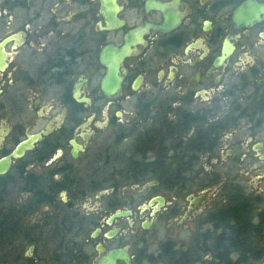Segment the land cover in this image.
Segmentation results:
<instances>
[{
  "label": "flooded vegetation",
  "instance_id": "obj_1",
  "mask_svg": "<svg viewBox=\"0 0 264 264\" xmlns=\"http://www.w3.org/2000/svg\"><path fill=\"white\" fill-rule=\"evenodd\" d=\"M33 137L0 264H264V0H0V159Z\"/></svg>",
  "mask_w": 264,
  "mask_h": 264
},
{
  "label": "water",
  "instance_id": "obj_2",
  "mask_svg": "<svg viewBox=\"0 0 264 264\" xmlns=\"http://www.w3.org/2000/svg\"><path fill=\"white\" fill-rule=\"evenodd\" d=\"M118 61L114 60L111 56V59L108 60V57L105 58V66L107 69L106 77L104 79V83L100 84V91L101 93L107 97H115L120 94L121 91V78L117 76V71L114 67H117ZM37 137H33L32 140H28L24 143H21L17 146V148L11 153L10 156L4 157L0 159V175L5 174L11 164V159H16L22 156L24 151L26 149H30L32 147V142L35 140ZM129 214V212H124V211H116L110 219L116 218V217H121ZM113 264V263H112ZM126 264H128L126 262Z\"/></svg>",
  "mask_w": 264,
  "mask_h": 264
},
{
  "label": "rangeland",
  "instance_id": "obj_3",
  "mask_svg": "<svg viewBox=\"0 0 264 264\" xmlns=\"http://www.w3.org/2000/svg\"><path fill=\"white\" fill-rule=\"evenodd\" d=\"M93 85L95 86L96 83H93ZM11 175H13V172L8 173V176H11ZM127 190H128V191L130 190L129 187H127ZM0 198H1V197H0ZM15 200H16V194L13 193V194L7 199V205H8V206H12L11 204H12Z\"/></svg>",
  "mask_w": 264,
  "mask_h": 264
},
{
  "label": "trees",
  "instance_id": "obj_4",
  "mask_svg": "<svg viewBox=\"0 0 264 264\" xmlns=\"http://www.w3.org/2000/svg\"><path fill=\"white\" fill-rule=\"evenodd\" d=\"M1 216V215H0Z\"/></svg>",
  "mask_w": 264,
  "mask_h": 264
}]
</instances>
